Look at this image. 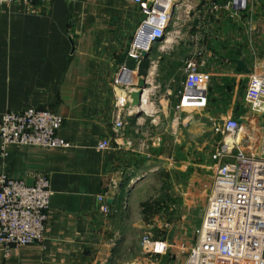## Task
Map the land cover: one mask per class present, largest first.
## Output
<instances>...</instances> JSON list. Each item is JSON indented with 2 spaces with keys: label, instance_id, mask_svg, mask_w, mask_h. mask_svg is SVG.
<instances>
[{
  "label": "crops",
  "instance_id": "obj_1",
  "mask_svg": "<svg viewBox=\"0 0 264 264\" xmlns=\"http://www.w3.org/2000/svg\"><path fill=\"white\" fill-rule=\"evenodd\" d=\"M181 1L173 0L174 15L165 34L151 42L140 30L143 9L125 0H52L47 5L18 0L0 5V119L8 110L50 109L62 116L58 134L69 143L43 147L3 144L0 138V174L27 184L47 174L52 188L44 240L9 248L0 241V264H163L158 257L101 254L113 252L119 239L127 240L118 237L122 228L131 234L141 226L142 214L132 210L124 215L129 204L125 200L157 170L154 159L169 154L165 120L179 122L190 111L176 109L188 60L210 74L207 104L220 106L211 105L213 117L237 119L241 134L260 133L264 115L245 99L251 71L238 70L235 59H243L250 69L264 59V1L249 3L239 13L219 9L205 20L199 15L186 33L183 27L192 19L184 17L192 16V6L186 4V14L179 15ZM135 39L141 44L139 59L129 54ZM176 72L184 76L171 84ZM119 77L145 83L143 89L132 86L125 110L117 105L114 80ZM238 83L243 84L248 108L230 95ZM144 91L147 102L140 109ZM120 114L126 124L116 133ZM105 138L113 146L99 149ZM251 146L257 147L258 140ZM101 193L108 213L97 199ZM143 199L138 194L135 206Z\"/></svg>",
  "mask_w": 264,
  "mask_h": 264
},
{
  "label": "built area",
  "instance_id": "obj_2",
  "mask_svg": "<svg viewBox=\"0 0 264 264\" xmlns=\"http://www.w3.org/2000/svg\"><path fill=\"white\" fill-rule=\"evenodd\" d=\"M13 1L18 0H0V5ZM19 1L47 5L52 0ZM125 1L143 9L145 16L140 30L146 31L149 42L165 34L174 15L173 0ZM209 1L211 11L225 9L233 13L246 10L250 3V0ZM149 27L151 34L146 30ZM140 46L135 39L129 54L139 59ZM209 82L210 74L201 71L196 61L188 60L176 109L193 110L206 106ZM114 83L119 86L117 105L125 110L133 83L123 82L120 77L115 78ZM245 99L256 113L264 115V59L257 61L249 73ZM121 114L114 122L116 133L126 124ZM180 118L181 115L177 116V120ZM62 124V116L50 109L8 110L0 119V138L3 144L68 146L69 143L58 134ZM261 128L258 134L252 130L249 135L241 136V124L233 117L212 123L213 132L222 134L223 140L212 156L214 177L199 237L182 264H264V123ZM254 140H258L257 147L251 146ZM112 146L111 138H105L97 147ZM51 195L47 174L37 176L33 184L0 174V241L7 248L44 240ZM97 199L103 212H110L105 194H98ZM141 242L160 254L168 247L165 242L152 241L148 236Z\"/></svg>",
  "mask_w": 264,
  "mask_h": 264
},
{
  "label": "rangeland",
  "instance_id": "obj_3",
  "mask_svg": "<svg viewBox=\"0 0 264 264\" xmlns=\"http://www.w3.org/2000/svg\"><path fill=\"white\" fill-rule=\"evenodd\" d=\"M184 1L186 2L183 5ZM223 1L226 0H222L221 3ZM256 1L250 0V3ZM186 4L192 6L189 8V14L191 13L192 16L189 19L184 17V19L187 22L191 19L192 21L188 26L183 27V33L192 31L190 29L193 27V23L199 20V15L203 16L204 20L212 15L209 9L211 6L209 0H190L188 2L182 0L176 10L179 15L186 14ZM200 10H203L202 13L199 12ZM184 52L185 50H182V53ZM186 53H189V50L184 54ZM174 76L175 79L171 81V84H178L184 74L176 72ZM139 85L141 89L145 88L144 81ZM242 85V83H238L231 90L230 95L238 103L247 106L243 97ZM211 105L217 109L220 107L208 103L204 107L185 112L183 119L179 122L165 120L164 136L169 144V154L163 159H154L155 162L151 164L156 166L157 170L151 173L140 185L141 187H138L137 193L133 192L130 199L126 194L125 201L129 204L127 203L128 206L124 215L132 214V210L133 214H142L141 226L137 227L131 234L122 228L118 237H126L127 240L120 242L119 239L115 250L110 252L107 249L101 254L102 256L110 255L124 259L136 258L141 260L158 257L163 259L161 261L163 264H182L185 261L188 252L199 237V230L214 177L212 156L223 140L222 134H217L212 130V123L218 119L213 117ZM247 132L243 131L244 136ZM138 194L144 198L143 201L149 200L156 204L155 214L149 215L148 219H145L141 207L142 201L140 205L135 206ZM130 204L135 207L131 209ZM144 236H148L152 241L165 242L168 246L166 252L155 253L150 247L143 246L141 241Z\"/></svg>",
  "mask_w": 264,
  "mask_h": 264
},
{
  "label": "trees",
  "instance_id": "obj_4",
  "mask_svg": "<svg viewBox=\"0 0 264 264\" xmlns=\"http://www.w3.org/2000/svg\"><path fill=\"white\" fill-rule=\"evenodd\" d=\"M146 65H147V60L143 59L142 60V70L141 71L144 72V69H145ZM141 207L143 208V213H144L145 219H148L149 215L155 214V211H156L155 202L153 203L152 201H149V200L142 201L141 202Z\"/></svg>",
  "mask_w": 264,
  "mask_h": 264
},
{
  "label": "water",
  "instance_id": "obj_5",
  "mask_svg": "<svg viewBox=\"0 0 264 264\" xmlns=\"http://www.w3.org/2000/svg\"><path fill=\"white\" fill-rule=\"evenodd\" d=\"M146 30H147L148 34L152 33V29L150 27L148 29H146ZM160 39H161V37L160 38H156L155 40H160ZM146 53H147L146 50H144L143 53H142V56H145ZM235 62L237 64L238 70L246 72V73H249L251 71V69L247 66V64L245 63V61L243 59H235ZM135 85L136 86H140L139 83H137V84L134 83L133 86H135Z\"/></svg>",
  "mask_w": 264,
  "mask_h": 264
},
{
  "label": "bare ground",
  "instance_id": "obj_6",
  "mask_svg": "<svg viewBox=\"0 0 264 264\" xmlns=\"http://www.w3.org/2000/svg\"><path fill=\"white\" fill-rule=\"evenodd\" d=\"M135 82H136V81H135ZM144 98H145V100H144ZM146 101H147V97H146V95H145V91H144L143 98H142V105L139 106L140 109H145V108H143L142 106H143V103L146 104ZM241 136H242V134H241ZM160 246H161V243L158 244V248H160Z\"/></svg>",
  "mask_w": 264,
  "mask_h": 264
}]
</instances>
